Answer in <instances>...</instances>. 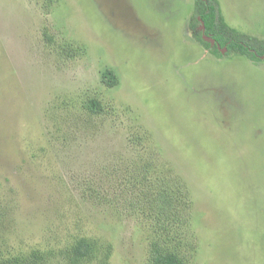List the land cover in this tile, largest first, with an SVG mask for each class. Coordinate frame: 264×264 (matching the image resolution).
Returning a JSON list of instances; mask_svg holds the SVG:
<instances>
[{
    "label": "rangeland",
    "instance_id": "rangeland-1",
    "mask_svg": "<svg viewBox=\"0 0 264 264\" xmlns=\"http://www.w3.org/2000/svg\"><path fill=\"white\" fill-rule=\"evenodd\" d=\"M218 2L264 39V0ZM194 6L0 0V264H264V61L213 56Z\"/></svg>",
    "mask_w": 264,
    "mask_h": 264
},
{
    "label": "trees",
    "instance_id": "trees-1",
    "mask_svg": "<svg viewBox=\"0 0 264 264\" xmlns=\"http://www.w3.org/2000/svg\"><path fill=\"white\" fill-rule=\"evenodd\" d=\"M189 24L195 40L216 58L240 56L252 63L264 61V39L240 33L228 26L218 0H195L194 12ZM204 35L209 39L208 41L204 39ZM106 83L109 87L117 85L115 79ZM85 109L93 115L103 112V106L98 101L85 105ZM148 203L156 210L157 216H162L164 219L173 215L178 208L175 200L165 192H160L153 198H149ZM93 252L94 248L91 243L81 241L72 249L69 261L71 264H80L84 259L92 256ZM37 259L39 256H35L34 261ZM108 260L109 253L104 257L102 264H109ZM149 264L186 263L177 254L154 245L151 249Z\"/></svg>",
    "mask_w": 264,
    "mask_h": 264
},
{
    "label": "water",
    "instance_id": "water-1",
    "mask_svg": "<svg viewBox=\"0 0 264 264\" xmlns=\"http://www.w3.org/2000/svg\"><path fill=\"white\" fill-rule=\"evenodd\" d=\"M203 31L205 32V27H204V24H203ZM204 39L206 40V41H208L209 39L206 37V35H204Z\"/></svg>",
    "mask_w": 264,
    "mask_h": 264
}]
</instances>
